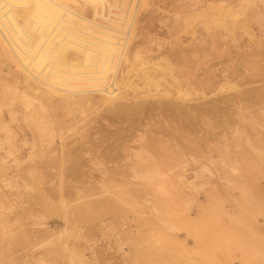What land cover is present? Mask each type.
Segmentation results:
<instances>
[{"label": "rangeland", "instance_id": "1", "mask_svg": "<svg viewBox=\"0 0 264 264\" xmlns=\"http://www.w3.org/2000/svg\"><path fill=\"white\" fill-rule=\"evenodd\" d=\"M262 2L0 0V165H9L6 171L0 166V264H264V164L250 156L253 145L261 146L263 142L258 129L246 120L239 118L238 126L232 125L245 106L246 110H252L255 102L264 103ZM238 8L243 9L240 12ZM224 9L237 14L226 16L225 11L222 15ZM43 32L55 37L43 39ZM62 32L70 39L88 34L105 39L103 46L111 50L109 54H93L99 60L96 70L90 71L88 62L77 60L83 51L66 50L61 47L63 43L61 46L57 43L63 37ZM206 33L213 35V49L207 37L201 40ZM137 46L145 49L140 47L142 50L138 51L134 49ZM134 51L147 58L152 70L163 61L176 66L178 78H168L163 70L158 72L166 77L159 75L153 80L154 83L160 80L157 89L164 90L161 93L166 97H133L137 87L121 80L111 90L119 97L113 103L139 106L140 113L131 116L137 118L133 121L128 115L105 116L109 107L100 112L99 108L107 104L100 100L96 111L99 115L93 116L92 112L85 118L80 116L75 127L64 125L58 134L57 143L62 144L63 150L78 155L74 159L76 173L72 174L70 168L64 170L63 180L47 177L51 170L44 174V170L37 169L29 175L28 161L14 160L23 137L26 142L33 141L25 111L40 99L61 101L55 96L64 97L62 89L53 90V85L45 76L40 77L39 72H45L44 68L53 71L56 78L68 83L74 100L83 104L87 97L102 94L109 77L138 63ZM108 55L109 60L103 62ZM159 58L163 60L158 62ZM173 81L179 84L186 81L188 94L183 86L182 98L178 99V84ZM237 97L242 100H236ZM5 99H11L14 120L8 116ZM158 123H164L165 128H158ZM82 130L97 135L91 137L95 139L93 145L79 138ZM35 134L38 139L48 138L44 130ZM98 134L105 142L97 149L117 159L139 150L134 139L141 134L143 139L152 141L146 146L149 154L143 157L151 155L148 160L153 158L169 173L186 164L202 176L195 184L191 183L193 187L173 175L153 185L138 179L129 181L120 175H112V180L100 179L94 176L98 169L125 168V162L118 163L122 166L104 159H89L83 147L95 148ZM45 143L39 140L38 145L46 150L58 146L56 140L49 147ZM223 153L238 158L244 177L229 183L203 175L200 166L205 164L213 172L224 169L217 159ZM254 169H260L261 173L249 176ZM18 175H24L27 186L16 187L19 182L13 179ZM23 221L28 223L25 225ZM28 233H33L34 239L25 246ZM44 234L49 239L42 240ZM58 235L60 239H54ZM23 248L33 251L24 254Z\"/></svg>", "mask_w": 264, "mask_h": 264}, {"label": "bare ground", "instance_id": "2", "mask_svg": "<svg viewBox=\"0 0 264 264\" xmlns=\"http://www.w3.org/2000/svg\"><path fill=\"white\" fill-rule=\"evenodd\" d=\"M254 1V0H253ZM262 4L264 3V0H262ZM211 4V3H210ZM211 6V5H210ZM219 6V5H218ZM241 6H246L244 4H242ZM214 7V6H213ZM226 8L228 9L229 7L226 6ZM225 8V9H226ZM261 8V7H259ZM202 9V8H201ZM224 9V11H221V14L223 12H225L226 10ZM232 9V8H231ZM236 9V8H235ZM243 9V8H242ZM242 9L238 8L237 10H239L240 12L242 11ZM223 10V9H222ZM229 10V9H228ZM233 11V9H232ZM197 12V11H196ZM218 12V11H217ZM216 12V13H217ZM236 12V11H234ZM232 13L231 11H226L225 15L226 14H230V15H233V14H237V13ZM199 13V12H198ZM207 14V13H206ZM214 14V13H213ZM224 14V13H223ZM222 14V15H223ZM240 14V13H239ZM238 14V15H239ZM243 14V13H242ZM240 14V15H242ZM216 15V14H215ZM229 15V16H230ZM193 16V15H192ZM205 16V14H204ZM209 16V15H208ZM214 17V15H211ZM227 16V15H226ZM228 16V17H229ZM235 16V15H234ZM217 17V16H216ZM239 17V16H238ZM121 18V17H120ZM203 18V17H202ZM210 18V17H209ZM220 18V17H219ZM226 17H223V19H225ZM205 19V18H204ZM207 19V18H206ZM222 19V20H223ZM227 19V18H226ZM229 19H232V17H230ZM235 19V18H234ZM250 19V18H249ZM118 20V19H117ZM121 20V19H120ZM185 20V18H184ZM212 20V18L210 19ZM206 21V20H205ZM224 21V20H223ZM227 21V20H226ZM247 21V20H246ZM89 22V21H88ZM240 22V21H239ZM245 22V21H244ZM226 23V22H224ZM232 23V22H230ZM242 23V22H241ZM215 24V23H214ZM217 24V23H216ZM246 24V23H245ZM210 25V24H209ZM219 25V24H218ZM236 25V24H235ZM206 26V25H204ZM226 26V25H224ZM184 27V26H183ZM208 26H206L205 28L207 29ZM261 27V26H260ZM71 28V27H69ZM88 28V27H87ZM228 28V26H227ZM61 30V29H60ZM64 30V29H62ZM102 30V29H101ZM114 30V29H112ZM67 31V30H65ZM104 31V30H103ZM111 31V29H110ZM230 31V30H229ZM48 32V31H47ZM191 32V31H189ZM45 33V32H43ZM42 33V35H43ZM57 34V31L55 32ZM65 33V32H64ZM68 33V32H66ZM118 34V32H116ZM115 33V34H116ZM124 33V32H122ZM129 33V32H128ZM132 32H130L129 34H131ZM144 33V32H143ZM47 33H45L42 37L43 39H46L47 37H51V39L55 36H51L52 34L48 33L49 36L46 35ZM63 34V32L61 33V35ZM76 34V33H75ZM81 34V33H80ZM83 34V33H82ZM88 34V33H87ZM107 34V33H106ZM112 34V32H111ZM128 34V36H130ZM46 35V37H45ZM60 35V36H61ZM90 34H88V36L86 37L85 35H77V36H74L72 39L70 38H67L65 36L61 37V40L62 42H60L58 40L57 43H61L59 44L60 46L62 45L63 43V47L64 49H71V51L73 52H81L83 51L82 55H79V57L81 58H78L76 56V59L77 60H80L79 62L81 63H85V62H88L90 65H89V70L90 71H95L96 68H97V62L99 60V56L98 57H93V54H103V53H108L110 52V48H106L103 46V42H106L105 39H101V38H96L94 36H89ZM40 36V35H39ZM59 36V35H58ZM117 36V35H116ZM186 36V35H185ZM57 37V36H56ZM65 37V38H64ZM112 37H113V34H112ZM145 37V36H144ZM150 37V36H149ZM208 38L209 39V43H210V48H214L215 47V44H214V38H213V35L212 33H206L205 35H203L201 37V40L205 41V38ZM223 37V36H222ZM63 38V39H62ZM114 38H115V35H114ZM113 38V39H114ZM119 39V38H118ZM115 40H117L115 38ZM123 40V39H121ZM120 40V41H121ZM114 41V40H113ZM108 43H111V42H108ZM106 45V44H105ZM144 45V44H143ZM203 45V44H202ZM135 47V46H134ZM133 47V48H134ZM137 48H134L136 50H142L141 48L143 47H139L137 46ZM114 48V47H113ZM140 48V49H139ZM109 49V50H108ZM133 49V50H134ZM145 48H143L144 50ZM151 50V49H150ZM117 51V50H116ZM148 51V50H147ZM191 52V51H190ZM89 54V56L86 55ZM122 53V52H121ZM135 55H136V58L139 60L138 63H135V64H132V66L128 69V70H125L124 73L122 74H119V75H115V76H112V77H109V79L106 81L107 83V86L105 87V91L104 90H101L100 93L102 94H96V95H93L91 98L90 97H87L88 99H86V101L83 103V104H79L80 101H75L74 100V97L73 95L71 94V91H70V87L68 85L67 82L62 81L61 79L59 78H56L54 76V72L53 71H50L49 69L47 68H44L43 70H45V72H39V75L40 77L42 76H45L47 78V81L53 85V90H57V89H62L60 90L61 93H63L62 95H64V97H62L60 94H57V98H61L62 100L61 101H58L57 100H47V99H40L37 101L36 104H33V105H30V110L29 111H25V116L27 117V119H25L27 121V124L28 126L32 129V136H33V141L30 143V142H26L27 139H25V137H23V143L21 145V147H19L17 150H15V147H14V150H15V156H14V160L15 159H18L20 158L21 162H22V159H26V161H28V164L27 166H29L27 169H28V174L29 175H32V174H35L37 171V169H41V170H44V174L47 170H51L52 172L49 173V174H46L47 177H49L50 179L53 178V177H57L58 179H62L63 175L65 176L66 173L64 174V170L68 169L69 171H73V173H76V169H75V161L74 159H78V155L77 154H73V152L71 151V153H67L63 150V146L60 142L57 143V138L59 137L58 134H60V129L62 126L64 125H68L69 128H72V127H75V123H76V120L78 118H80V116L84 117V116H87L89 113H92L94 112V115L93 116H97L99 115V113H97L96 111H98V106L97 104H99V101L100 100H105L107 101V104L101 108H99V111H103L105 110L107 107L108 108V112L110 114H108V112L105 114V116H121V115H128V116H132L134 115L135 113H140L141 109L139 106L135 105V107L133 106H130V105H123V104H120V103H113V101L115 99H118L119 97H116V95H113V92L111 91L112 89H114L115 87H118V83L121 81L122 83L124 82V80H127V82H130L131 85L133 86H136L137 87V92L134 94L133 97H137V96H144V97H148V96H154V97H166V95L162 94L161 91L164 92V90H160V89H157V81L160 82V80L157 79V81L154 83L153 80L157 77V76H162V77H166V75H162L160 72L158 71H163L164 70V74H167L168 75V78L171 76L173 77L174 79L175 78H178L177 75H176V72H175V67L176 66H173V64L169 63V62H165L163 61V63H161L160 65L158 64V67H156L154 70L150 69V65H149V61H147V58L146 57H140L141 53H139L140 55H138V53L136 54V51H134ZM186 53V52H185ZM84 54H85V58H84ZM113 54V53H112ZM119 54V53H118ZM115 55V54H113ZM144 55V54H142ZM127 56V55H126ZM82 57L84 59H82ZM116 57V56H115ZM192 57V56H191ZM134 58V57H133ZM110 59H113V58H110ZM117 59V58H116ZM120 59V58H118ZM161 58H159V61L158 62H161L162 60H160ZM82 60V61H81ZM109 60V55L107 57V59L105 58L103 60L104 61H108ZM115 60V59H113ZM123 60V59H122ZM179 60V59H178ZM121 61V60H120ZM133 61V60H132ZM190 61V60H189ZM115 62V61H113ZM136 62V60H135ZM86 63V64H88ZM182 63V62H181ZM251 63V62H250ZM255 63V62H254ZM106 64V63H105ZM126 64V63H124ZM253 65V64H252ZM263 66V65H262ZM182 67V66H181ZM42 68V67H41ZM178 68V67H177ZM40 69V68H39ZM127 69V68H126ZM67 70V69H66ZM174 70V71H173ZM154 71V72H153ZM177 71V70H176ZM153 72V73H152ZM238 73V72H237ZM96 74V73H95ZM35 75V73H34ZM89 75V74H88ZM86 76V75H85ZM38 77V76H37ZM39 77V78H40ZM77 77V76H76ZM93 78H94V75H93ZM160 78V77H159ZM75 79V78H74ZM166 79V78H165ZM87 80V79H86ZM164 79H162L163 81ZM177 80H180V79H177ZM35 81V79H34ZM170 81V80H169ZM37 82V81H35ZM108 82H110L108 84ZM174 83H177L178 84V91L176 92V94H180V95H176L179 99L182 98V92L184 91V89H186V81L183 82L182 84L179 82H175L173 81ZM172 82V83H173ZM39 83V82H38ZM59 83V84H58ZM161 83V82H160ZM165 83V81H164ZM168 82H166L165 84H167ZM104 84V83H102ZM116 86H115V85ZM106 85V84H105ZM104 85V86H105ZM168 85V84H167ZM171 85V84H170ZM169 85V86H170ZM224 85V84H223ZM40 86V85H39ZM38 86V87H39ZM168 86V87H169ZM185 88H184V87ZM31 87V86H30ZM221 87V86H220ZM12 88V87H11ZM41 88V87H40ZM39 88V89H40ZM52 88V87H51ZM91 88V87H90ZM90 88L88 90H90ZM184 88V89H183ZM36 89V88H35ZM95 89H97L95 87ZM93 88V90L95 91V93H97V91ZM101 89V88H100ZM103 89V88H102ZM157 90L158 92H154L153 90ZM187 89H189L187 87ZM185 90L186 93L188 92V90ZM9 90V89H8ZM15 90V88L13 89ZM57 90V91H59ZM87 90V91H88ZM244 90V89H243ZM47 91V90H46ZM217 91V90H216ZM92 92V91H91ZM261 92V91H260ZM33 93V92H32ZM50 93V92H48ZM82 93V92H81ZM85 93V92H84ZM87 93V92H86ZM89 93V91H88ZM203 93V92H202ZM93 94V93H92ZM188 94V93H187ZM32 95V94H31ZM87 95V94H86ZM136 95V96H135ZM260 95V94H259ZM91 96V95H89ZM131 96V97H132ZM23 97H26L25 95H23ZM22 97V99H24ZM48 97V96H47ZM253 97V96H252ZM261 97V96H259ZM16 98V97H15ZM45 98V97H44ZM51 98V97H50ZM83 98V97H82ZM125 97H123L124 99ZM240 98V97H239ZM237 97L236 100H239ZM29 99V97H28ZM52 99V98H51ZM127 99V98H126ZM250 99V98H248ZM60 100V99H59ZM182 100V99H181ZM220 100V99H219ZM234 100V101H236ZM242 100V99H241ZM247 100V99H246ZM257 100H260V99H256ZM253 101V100H252ZM261 101V100H260ZM18 102H20L18 100ZM4 104H6V106L8 107V116L10 118V120H14L15 119V115L12 113V109H11V99H5V102H3ZM104 103L105 102H101ZM205 103V102H204ZM236 103V102H235ZM254 103V102H253ZM22 104V103H21ZM210 104V103H209ZM102 105V104H101ZM146 105V104H145ZM253 105V104H252ZM256 107L253 108L252 110H246L248 108H246L247 106H245L244 108V112L241 113H237V119L234 118V120L232 121V125H234L236 127L237 124H239V118H242L244 120H246L250 126L254 127V128H257L258 129V134H261V140L263 142V144L261 146H256V145H253V148L250 150L251 151V159H253L255 162H259L261 164H264V103L263 102H255L254 104ZM141 106V105H140ZM212 107V106H211ZM26 108V107H25ZM24 108V109H25ZM93 108V109H92ZM240 108V107H239ZM212 109V108H211ZM150 110L152 111H155V109L153 108H150ZM230 110V109H229ZM242 110V109H241ZM59 111V112H58ZM151 111V112H152ZM246 111V112H245ZM143 112V111H142ZM238 112V111H236ZM179 113V112H178ZM149 114V113H148ZM236 114V113H235ZM154 115V113H153ZM102 116V115H101ZM148 116L146 115V118ZM85 118V117H84ZM120 117H118L119 119ZM128 118V117H127ZM134 121V119H136L137 117L133 118L131 117ZM116 119V118H114ZM230 119V118H229ZM236 119V120H235ZM152 120V119H151ZM160 120V118H159ZM217 120V119H216ZM97 121V120H96ZM156 121V120H154ZM88 122V121H87ZM86 122V123H87ZM98 122V121H97ZM159 122V121H157ZM156 122V123H157ZM161 122V120H160ZM139 123V122H138ZM220 123V122H219ZM229 123V122H228ZM148 124V123H147ZM243 124V123H242ZM90 126V125H89ZM238 126V125H237ZM93 127V126H91ZM157 127L158 128H165V124L164 123H158L157 124ZM192 127V126H191ZM233 127V126H232ZM244 127V126H243ZM81 128V126H80ZM88 128V127H86ZM234 128V127H233ZM21 129V128H20ZM91 129V128H89ZM236 129V128H234ZM41 130H44L45 134L44 135H47L48 138L43 140L42 138H37V135L35 134V132H38ZM150 130V129H149ZM83 131V130H82ZM135 131V130H134ZM155 131V130H154ZM239 131V130H238ZM86 132V133H85ZM137 132V131H136ZM216 132V131H215ZM191 133V132H190ZM207 133V132H206ZM97 134V133H96ZM95 134V135H96ZM144 134V133H143ZM162 134V133H161ZM100 134H98L99 136ZM160 135V134H159ZM163 135V134H162ZM207 135V134H206ZM214 135V134H212ZM22 136H25V134ZM88 136V137H86ZM168 136V135H167ZM220 136V135H219ZM91 137H97L96 136H92V132L91 133H88L86 130H84L82 133H79V138L83 139L82 142H90V145H93V143H95V139H91ZM103 137V136H102ZM101 135L99 136V138H97V143H96V146L95 148H90V146H86L84 145L83 147V150H84V153L86 155L89 156V159L92 161H102L103 159L106 160V161H110L111 163H115L117 162V164L119 162H125V168H114L113 166L112 167H103L101 169H98V174L94 175V176H97L98 178L100 179H109L111 178L110 180H112V178L114 177H111L112 175L113 176H122L124 179H128L129 181L130 180H135V179H138L140 181H145V182H150L147 183L149 185H153L151 183L153 182H161L162 180H164L165 178H169L167 176L169 175H173L175 178L179 179L180 181H185L184 183L185 184H190V187H193L195 185L191 184V183H194V181L198 180V178L200 176H202V174L200 173V171L196 170L194 167L193 168H187L185 165L183 167H181V169H179L177 172H173V173H169L167 172V170H164L163 167H161L159 165V163L156 164V162L153 161V158L152 159H149L151 160L150 162H148V157L151 156L149 155L148 156V152H147V148L146 146L149 145L150 143H152V141L150 139H143L142 138V135L139 134L134 140L138 142L139 144V150L138 151H131L130 153H127L123 158L121 159H117V157L113 156L112 154H108V152L106 151H99L97 148L99 146L102 145L103 142H105V139L104 137L102 138ZM106 137V136H105ZM159 137V136H158ZM215 137V136H214ZM46 138V137H45ZM39 140L40 141H45L46 145L49 147V144H51L53 141L56 140V143H57V148H54V149H50V150H46L45 146H44V149L41 145H38L39 144ZM210 140V139H209ZM218 140V139H217ZM94 141V142H92ZM254 141V140H253ZM79 143V142H78ZM162 143V142H161ZM171 144V143H169ZM196 144V143H195ZM95 145V144H94ZM161 145V144H160ZM10 146V145H9ZM78 146V145H77ZM108 146V145H107ZM41 148L40 150L38 148ZM50 147H54V146H50ZM210 147V146H209ZM245 147V146H244ZM164 148V147H163ZM26 149L28 150V153L26 152ZM110 149V148H109ZM188 149V148H186ZM204 149V148H203ZM13 150V151H14ZM37 150L41 151V154L39 155V158L38 160L36 159V152ZM77 150V149H76ZM102 150V149H101ZM12 151V152H13ZM111 151V150H110ZM204 151V150H202ZM249 151V152H250ZM26 152V153H25ZM75 152V151H74ZM10 153V152H8ZM145 153H148L146 155V157H143L142 155L145 154ZM178 153V152H177ZM26 156V157H25ZM182 156V155H181ZM41 157V159H40ZM150 158V157H149ZM163 159V158H162ZM217 159L219 160V162L222 163V166H224V169L221 171V172H213L212 170H210V168H208L205 165L203 166H200L203 170H204V173L203 175H206L208 176V178H212L213 176L215 178H218V179H225L227 180V182L230 183L231 180H237V179H241V177H244V175H246L243 171H241L239 165H238V158L234 155L232 156L231 158H229L227 156V154H219L217 156ZM116 160V161H115ZM148 160V161H147ZM193 160H191L192 162ZM98 163V162H97ZM116 164V165H117ZM118 165H122L121 163L118 164ZM175 165V164H174ZM197 165V164H196ZM212 165V164H211ZM1 166V170L2 171H6L7 168L9 167V165H0ZM123 166V165H122ZM197 167V166H196ZM24 168V167H22ZM78 168V167H77ZM215 169V168H214ZM173 171V170H172ZM78 172V171H77ZM263 172V171H262ZM79 173V172H78ZM82 173V172H80ZM255 173H261L260 169H254L253 172H249L248 175L249 176H252L254 175ZM264 173V172H263ZM262 173V174H263ZM26 174V173H25ZM28 175V176H29ZM49 175V176H48ZM53 175V176H52ZM70 176L71 174H68L67 173V176ZM247 175V176H248ZM27 176V178H28ZM73 176V175H72ZM77 176H79L77 174ZM119 176V177H120ZM76 177V176H74ZM14 181L17 180L19 182V184L16 185V187H21V186H27V182L26 180L24 179V175H18L17 178L14 177L13 179ZM48 180V179H47ZM63 180V179H62ZM224 180V182H225ZM49 181V180H48ZM47 181V182H48ZM127 181V180H126ZM62 182V181H61ZM117 183V182H116ZM119 183V182H118ZM120 184V183H119ZM195 184V183H194ZM64 185V184H63ZM115 186V185H114ZM186 186V185H185ZM235 185H233L232 187H234ZM63 187V186H62ZM146 188V187H145ZM89 189V188H88ZM143 189V188H141ZM49 190V189H48ZM74 190V189H73ZM86 190V189H84ZM237 190V189H236ZM179 191V190H178ZM53 192V191H52ZM65 192V191H64ZM59 193V192H58ZM27 194V193H26ZM30 194V193H29ZM32 194H34V192H32ZM83 194V193H82ZM173 195V194H172ZM28 196V195H27ZM79 196V195H78ZM24 197V196H23ZM138 197V196H137ZM64 201V200H63ZM62 201V204L64 203ZM179 201V200H178ZM32 202V203H31ZM29 204H31V206L33 207V203L34 201H31ZM27 203V202H26ZM157 205V204H156ZM27 208V207H26ZM34 209V208H33ZM33 211V210H32ZM24 224L26 225L28 222L26 221H23ZM31 225H33L34 223L32 221L29 222ZM32 228V227H31ZM27 229H30L29 227ZM51 234V233H50ZM60 234V233H59ZM34 236L33 233H28L27 235H25V246H27L30 242V240H33L34 238L32 237ZM30 237V238H29ZM61 236H54V239L55 238H59L60 239ZM37 239V238H36ZM44 239H49V235L47 234H44V236L42 237V240ZM18 243V242H17ZM22 253L24 254H29V252L33 251L32 249H28V248H23L22 249ZM12 255H14V251L11 252ZM2 256V255H1Z\"/></svg>", "mask_w": 264, "mask_h": 264}]
</instances>
